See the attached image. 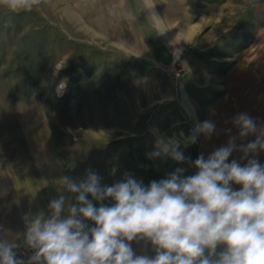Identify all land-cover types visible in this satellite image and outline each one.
<instances>
[{"label":"rangeland","instance_id":"374dc122","mask_svg":"<svg viewBox=\"0 0 264 264\" xmlns=\"http://www.w3.org/2000/svg\"><path fill=\"white\" fill-rule=\"evenodd\" d=\"M257 1L153 0L163 34L145 0L0 7V239L21 244L17 254L27 260L23 216L70 197L58 191L64 175L83 179L91 170L111 186L127 173L146 186L143 173L156 161L164 178L177 167L188 176L187 162L149 154L163 137L180 139L190 157L184 140L223 112L217 90L230 69L253 70L247 75L260 89L249 90L251 109L264 125ZM256 159L264 165V151ZM131 246L154 255L151 244Z\"/></svg>","mask_w":264,"mask_h":264},{"label":"clouds","instance_id":"9594fccd","mask_svg":"<svg viewBox=\"0 0 264 264\" xmlns=\"http://www.w3.org/2000/svg\"><path fill=\"white\" fill-rule=\"evenodd\" d=\"M39 3L0 0V7L18 13ZM155 5L145 0L144 8L163 34ZM232 122L240 139H256L237 146V137H230L227 145L194 161L184 155L180 139L158 138L150 158L190 162L194 175L177 167L147 186L127 173L111 186L91 170L83 179L62 176L58 191L72 195L52 199L47 212L23 216V247L32 255L25 260L17 254L21 244L0 239V264H264V165L248 159L264 151V125L247 113ZM215 130L206 120L184 143H196L199 134L210 138ZM233 151L242 152L247 163L228 162ZM133 241L145 249L151 244L154 255H136Z\"/></svg>","mask_w":264,"mask_h":264},{"label":"crops","instance_id":"0c3cea01","mask_svg":"<svg viewBox=\"0 0 264 264\" xmlns=\"http://www.w3.org/2000/svg\"><path fill=\"white\" fill-rule=\"evenodd\" d=\"M249 69V68H248ZM244 70L242 67L238 70L230 69L226 76H224V81L219 88L220 95L218 101L224 106L223 112L218 113L220 116L214 114L213 118L207 119V121H212L216 130L211 135V137H206L204 134H201L200 139L197 140L194 144H187L184 147H187V152L190 154L191 161H194L201 154L205 158L208 157L210 153L221 146H225L228 143L230 137H237L236 145H246L247 143L256 139L255 135H249L244 139L238 137V129L233 124V118L239 113H247L252 118H254L258 125L260 124V118H255L251 107L254 104V100L249 92L250 89H260V84L255 81L253 75H247L253 73L252 69ZM246 73V74H245ZM217 103V102H215ZM220 120V121H219ZM191 135V134H190ZM189 135V136H190ZM185 144V143H184ZM243 155L240 151H233L232 155L229 157V161L235 159L241 163L243 166L247 163V160H241ZM248 159H256V153L249 154ZM188 163V168L190 169L189 175H194L197 171L194 167L191 166L190 162ZM147 169L151 170V173L148 171L146 173V186L153 180L159 181L164 179V176L161 175L162 170L160 165L155 162H148ZM240 185H233L235 190L240 189ZM222 247V246H221ZM220 249L218 248V251Z\"/></svg>","mask_w":264,"mask_h":264},{"label":"trees","instance_id":"16d2710c","mask_svg":"<svg viewBox=\"0 0 264 264\" xmlns=\"http://www.w3.org/2000/svg\"><path fill=\"white\" fill-rule=\"evenodd\" d=\"M254 20L257 29L264 27V0L257 1L254 7Z\"/></svg>","mask_w":264,"mask_h":264}]
</instances>
